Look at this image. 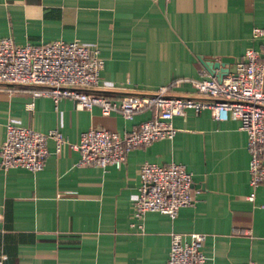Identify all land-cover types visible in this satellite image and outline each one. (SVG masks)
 Returning <instances> with one entry per match:
<instances>
[{
  "label": "crops",
  "instance_id": "crops-1",
  "mask_svg": "<svg viewBox=\"0 0 264 264\" xmlns=\"http://www.w3.org/2000/svg\"><path fill=\"white\" fill-rule=\"evenodd\" d=\"M264 0H0V38L18 45L56 40L91 45L104 61L94 93L111 100L162 87L199 98L189 79L215 78L204 61L229 70L248 50L264 52ZM217 79V78H216ZM35 88L0 84V152L10 121L42 133L60 130V152L47 141L43 170L0 168V264H167L173 233L206 235V264H264V184L251 187L248 135L240 121L209 109L176 116L177 133L128 154L118 169L81 165L72 147L90 128L123 134L150 119L103 115ZM185 165L195 205L175 219L135 216L143 163ZM254 193V200L250 196Z\"/></svg>",
  "mask_w": 264,
  "mask_h": 264
},
{
  "label": "built area",
  "instance_id": "built-area-1",
  "mask_svg": "<svg viewBox=\"0 0 264 264\" xmlns=\"http://www.w3.org/2000/svg\"><path fill=\"white\" fill-rule=\"evenodd\" d=\"M257 35L264 34L256 29ZM99 51L79 42L52 41L43 45H18L9 37L0 38V84L35 88L34 96L52 97L56 103L70 98L79 109L91 110L100 106L103 115L120 113L132 120L137 113L150 110L152 117L122 135L101 128L81 133L72 147L80 152V164L105 171L108 166L120 169L128 154L155 141L172 140L177 129L176 116H184L187 109L199 113L212 111L216 120L229 117L240 121V129L248 135L251 155V187L264 184V52L248 50L242 61L219 82L216 78L189 79L199 98L173 97L168 88L148 94H132L111 100L92 91L99 88L104 61ZM56 142L57 151L67 143L60 130L42 133L7 123L1 145L0 168H24L33 173L44 169L49 151L47 141ZM141 186L135 197V216L143 219L149 212H159L175 219L181 208L195 205L193 178L185 165L171 162L158 165L145 162L139 170ZM254 200V193L249 197ZM206 235L193 233L191 241L180 233H173L167 264H206L201 250Z\"/></svg>",
  "mask_w": 264,
  "mask_h": 264
},
{
  "label": "water",
  "instance_id": "water-1",
  "mask_svg": "<svg viewBox=\"0 0 264 264\" xmlns=\"http://www.w3.org/2000/svg\"><path fill=\"white\" fill-rule=\"evenodd\" d=\"M206 71L212 76L217 78L219 82L229 73V67L226 63L220 61H204L201 59Z\"/></svg>",
  "mask_w": 264,
  "mask_h": 264
}]
</instances>
